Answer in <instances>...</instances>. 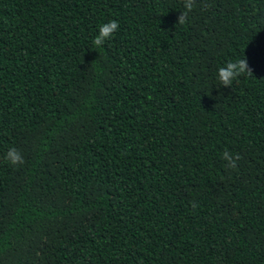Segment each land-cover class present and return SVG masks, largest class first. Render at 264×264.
<instances>
[{
    "label": "trees",
    "instance_id": "obj_1",
    "mask_svg": "<svg viewBox=\"0 0 264 264\" xmlns=\"http://www.w3.org/2000/svg\"><path fill=\"white\" fill-rule=\"evenodd\" d=\"M184 10L0 0V264H264V0Z\"/></svg>",
    "mask_w": 264,
    "mask_h": 264
},
{
    "label": "clouds",
    "instance_id": "obj_2",
    "mask_svg": "<svg viewBox=\"0 0 264 264\" xmlns=\"http://www.w3.org/2000/svg\"><path fill=\"white\" fill-rule=\"evenodd\" d=\"M183 2L185 10L182 11V14L178 17V24H184L187 22L189 13L193 11L197 0H183ZM119 29L120 24L117 20L102 24L93 41L97 49L102 47L106 41L111 40ZM245 74L249 76L253 75L246 58L238 59L236 61H228L225 66L218 69V80L222 86L232 88L233 81H238V79ZM222 158L226 161L225 168L234 170L238 168V161L242 157L239 153L233 154L232 152L225 150L222 154ZM5 159L13 166H19L25 163L21 151L15 147H12L7 151ZM192 207H197L195 201L192 202Z\"/></svg>",
    "mask_w": 264,
    "mask_h": 264
}]
</instances>
